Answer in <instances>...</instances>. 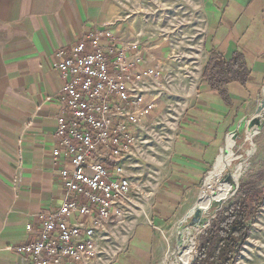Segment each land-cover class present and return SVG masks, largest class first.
Instances as JSON below:
<instances>
[{
    "label": "crops",
    "instance_id": "crops-1",
    "mask_svg": "<svg viewBox=\"0 0 264 264\" xmlns=\"http://www.w3.org/2000/svg\"><path fill=\"white\" fill-rule=\"evenodd\" d=\"M125 1L0 0V264H23L11 248L33 240L39 215L61 204L59 167L52 160L61 88L55 53L71 48L94 29L113 30L120 24L125 28ZM206 4L211 13L201 70L210 53L226 61L238 53L246 78L225 86L226 100L200 78L175 136L167 172L153 194L150 214L143 213L145 219L134 224L125 249L107 264H150L156 258L162 244L156 230L174 223L184 199L189 198L188 208L182 209L179 221L195 209L224 152V142L241 127L264 89V0H206ZM139 44L145 49L142 67L161 64L160 49ZM14 179H18L16 190ZM29 223L33 234L25 230Z\"/></svg>",
    "mask_w": 264,
    "mask_h": 264
},
{
    "label": "built area",
    "instance_id": "built-area-1",
    "mask_svg": "<svg viewBox=\"0 0 264 264\" xmlns=\"http://www.w3.org/2000/svg\"><path fill=\"white\" fill-rule=\"evenodd\" d=\"M120 25L94 29L55 53L61 88L52 160L62 200L39 215L35 233L26 224L33 240L11 248L23 264H107L119 249L112 244L116 230L130 227L131 215L142 210L137 171L163 74L142 67L144 47ZM12 184L16 190L18 179ZM194 256L196 250L187 264Z\"/></svg>",
    "mask_w": 264,
    "mask_h": 264
},
{
    "label": "rangeland",
    "instance_id": "rangeland-1",
    "mask_svg": "<svg viewBox=\"0 0 264 264\" xmlns=\"http://www.w3.org/2000/svg\"><path fill=\"white\" fill-rule=\"evenodd\" d=\"M124 4V22L130 35L137 37L139 43L149 45L152 51H162L161 64L157 61L155 63L162 69L163 75L159 79L161 94L157 108L149 123L145 120L148 123L146 130H150L149 138L146 137L148 146L140 158L137 171L138 179H142L140 184H144L143 197L138 200L145 211L141 213L137 209L131 215V226L123 232L116 230L112 244H117L119 251L125 249L127 237L134 224L143 221L150 214L153 194L168 169L175 136L184 121L187 109L196 97L202 72V44L207 16L211 13V6L206 4V0H126ZM240 126L236 133L227 135L222 146L224 152L219 157L222 159L226 156L227 141L232 139L234 144L231 151L234 159L220 178L221 182L226 180L231 185L229 194L221 198L222 203L219 205H214V201L219 199L212 200L208 210L202 209L201 217L206 221L192 227L189 223L198 206L179 221L182 209L188 208L185 204L189 198L184 199L174 223L166 229L156 230V237H160L162 244L150 264H181V257L191 243L192 250H196L197 255L200 236L219 212L240 197L239 190L242 186L250 195H264V89L259 100L251 107V112L242 119ZM238 165L242 166V171L234 185L233 175ZM204 182L205 179L199 190ZM249 227L248 237L235 264H264V199L259 214ZM164 257L167 261H163Z\"/></svg>",
    "mask_w": 264,
    "mask_h": 264
},
{
    "label": "trees",
    "instance_id": "trees-1",
    "mask_svg": "<svg viewBox=\"0 0 264 264\" xmlns=\"http://www.w3.org/2000/svg\"><path fill=\"white\" fill-rule=\"evenodd\" d=\"M246 72L240 54L236 53L226 61L213 52L202 70L201 79L226 100L225 86L231 82H243ZM244 188L242 186L239 190L240 197L219 212L200 236L197 255L191 264H235L248 237L249 226L259 214L264 199L263 194L250 195Z\"/></svg>",
    "mask_w": 264,
    "mask_h": 264
},
{
    "label": "bare ground",
    "instance_id": "bare-ground-1",
    "mask_svg": "<svg viewBox=\"0 0 264 264\" xmlns=\"http://www.w3.org/2000/svg\"><path fill=\"white\" fill-rule=\"evenodd\" d=\"M249 138L251 137L249 136ZM233 144H234L233 140L229 138L226 145V149L228 150V153H226V156L224 158L219 159L217 161L214 171L209 175L207 182L203 187L202 193L198 197L199 200L195 205V207L198 206V208L196 209H200V210L207 209L211 204L212 200L214 199L221 200V198L226 197L229 194L231 185L228 182H221L220 178L224 170L231 165L232 160L234 159L232 154L233 152L231 151ZM241 171H242V166L238 165L233 175L234 181L238 180ZM192 248H193V244L191 243V245L186 249V251H184V254L181 257L184 259L183 261L185 262V264H187L191 259V256L189 254L191 253Z\"/></svg>",
    "mask_w": 264,
    "mask_h": 264
},
{
    "label": "water",
    "instance_id": "water-1",
    "mask_svg": "<svg viewBox=\"0 0 264 264\" xmlns=\"http://www.w3.org/2000/svg\"><path fill=\"white\" fill-rule=\"evenodd\" d=\"M225 182H227V181L225 180ZM232 183L234 185H236L235 181H232ZM214 202L217 205H219V204L222 203V200H215ZM201 213H202V210H200V209H196V211H194V213L192 214V218L190 220L189 226H191V227L192 226H196V224L201 225V224H203L206 221L205 219H203L201 217Z\"/></svg>",
    "mask_w": 264,
    "mask_h": 264
}]
</instances>
